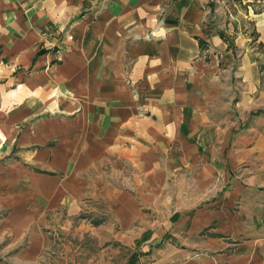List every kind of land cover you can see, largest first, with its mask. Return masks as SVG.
Returning a JSON list of instances; mask_svg holds the SVG:
<instances>
[{"label":"crops","instance_id":"0c3cea01","mask_svg":"<svg viewBox=\"0 0 264 264\" xmlns=\"http://www.w3.org/2000/svg\"><path fill=\"white\" fill-rule=\"evenodd\" d=\"M261 2L0 0L1 184L27 169L51 207L73 208L162 138L252 116L264 107ZM249 122L234 138L247 168L212 202V220L239 202L246 263L264 261V112Z\"/></svg>","mask_w":264,"mask_h":264},{"label":"rangeland","instance_id":"374dc122","mask_svg":"<svg viewBox=\"0 0 264 264\" xmlns=\"http://www.w3.org/2000/svg\"><path fill=\"white\" fill-rule=\"evenodd\" d=\"M252 116L230 128L184 127L173 145L162 138L146 162L117 165L111 189L93 184L73 208L51 207L21 168L14 188L0 182V264H264L235 251L245 238L239 202L227 206L231 217L212 220V202L247 168L234 148ZM187 139L198 145L197 158L183 154ZM226 173L224 190H211L222 188Z\"/></svg>","mask_w":264,"mask_h":264}]
</instances>
